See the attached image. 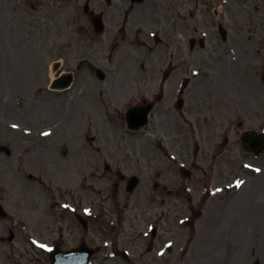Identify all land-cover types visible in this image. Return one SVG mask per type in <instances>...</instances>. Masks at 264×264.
<instances>
[{
    "label": "rangeland",
    "instance_id": "obj_1",
    "mask_svg": "<svg viewBox=\"0 0 264 264\" xmlns=\"http://www.w3.org/2000/svg\"><path fill=\"white\" fill-rule=\"evenodd\" d=\"M87 1L0 0V264H48L45 250L55 241L66 248L88 241L76 213L87 220L98 244L107 236L103 196H114L119 206L134 204L123 222L145 224L148 200L155 204L148 212L167 214L160 234L168 236L172 229L173 252L157 259L159 264H264V161L212 166V145L221 129L203 113L209 102L244 92L252 128L264 127V0H216L206 6L185 0L174 8L181 16L149 17L135 26L142 35L113 39L110 22L123 19L117 8V15L106 16V33L93 38L89 12L102 4L91 3L85 11ZM129 1L159 7L165 0ZM76 31L82 33L77 38ZM165 50L188 54L185 68L167 79L162 78ZM88 56L94 61L77 68ZM214 57L219 60L211 70H201L202 60ZM68 72L70 84L52 88L53 80ZM184 77L190 82L180 92L178 80ZM178 96L181 109L172 106ZM141 101H152L154 109L146 125L131 131L121 112ZM193 130L202 148L192 168ZM208 133L212 141L206 140ZM130 176L138 179L135 196L125 190ZM155 182L163 190L154 189ZM205 189L212 194L189 231L182 221L186 197L194 202ZM166 191L173 193L169 200ZM248 193L255 195L251 202L244 198ZM89 203L87 217L81 210ZM250 205L247 211L263 209L260 224L244 214ZM113 219V213L106 217ZM100 254L90 264H97Z\"/></svg>",
    "mask_w": 264,
    "mask_h": 264
},
{
    "label": "flooded vegetation",
    "instance_id": "obj_2",
    "mask_svg": "<svg viewBox=\"0 0 264 264\" xmlns=\"http://www.w3.org/2000/svg\"><path fill=\"white\" fill-rule=\"evenodd\" d=\"M216 0H201L202 5L206 6L205 4L207 2H211ZM219 1V0H217ZM94 3H101L102 7L100 10H97L93 12L92 10L89 12L91 16V29L93 30L92 37H98L102 34L106 33L104 32L106 30V16H112L116 14V9L119 13V16H122L121 20H114L110 22V24H115L113 26L114 31L111 32V38H115V35H118L119 38H125L127 34L131 35L136 38L135 34H141L144 33L140 28H136L137 22H143L149 20V17H153L155 15H158V17H171V13H175L176 16H180V13H177L176 9L179 6L184 5L185 0H165L163 4L159 5V7L155 4H152V2L149 3H142L138 4L134 3V1L126 0L125 2L123 0H88L86 2L85 8L91 7L89 4ZM126 3V4H125ZM100 4V5H101ZM118 4V5H117ZM157 8V10H156ZM161 8V10L159 9ZM173 8V9H172ZM140 15L138 14L139 12ZM208 12V11H207ZM205 12V13H207ZM215 10H213L212 14L214 15ZM117 15V14H116ZM146 16V18H145ZM166 17V18H167ZM96 19L98 21V26L103 29V32L97 33L94 28L92 21L93 19ZM99 18V19H98ZM138 18V20L134 19ZM147 19V20H146ZM102 21V24L100 25V21ZM89 23V25H90ZM82 34L79 31L74 32V37L77 38L78 35ZM142 35V34H141ZM115 46L114 43L111 44V49H113ZM113 51V50H112ZM165 62L166 65L174 64L175 67H173L172 72L178 71L180 69L185 68V62L188 61V54L184 53L183 55H178L177 53H171L169 50H165ZM108 55L106 57L107 62H109ZM89 60H92L93 57H87ZM209 61L205 63V59L202 60V70L205 71L206 69H210L213 66V64L219 60V58H208ZM172 77V76H171ZM201 77H203L201 75ZM203 82V78H200L198 82ZM178 83H181V79L178 80ZM177 83V84H178ZM184 89V88H183ZM183 91V90H182ZM181 91V92H182ZM260 92L264 93V90H260ZM263 95V94H261ZM249 98L246 95V93L242 92L241 95L237 97H232L228 101L224 100L223 102H219L218 100L209 102V106L205 107L203 106L202 109L204 115L208 116L207 120L213 119L217 122L216 127H220V133L218 134L215 142L212 145V150H214V154L212 155V160L209 161L212 166H219V167H228L235 166V167H243L246 164L249 165L253 163L254 159H258L259 161H264V157H260V155H255L253 152L248 151L244 145L243 142L246 140L244 137L245 132L250 130H257L260 131L262 128L254 129L251 126V110L249 108ZM183 105V102H182ZM182 107V106H181ZM185 109H189L185 107ZM209 125V124H208ZM215 127V128H216ZM192 136H195V132L192 131ZM199 138V135H198ZM184 142V146H186V140ZM201 140V139H200ZM207 141H212L213 137L211 134H207L206 136ZM107 141H109L107 139ZM193 145L197 143L194 139L192 140ZM236 150H239V154H237L234 158L233 154L236 152ZM261 161V162H262ZM208 163V162H207ZM197 165V163H196ZM195 165V166H196ZM229 168V167H228ZM231 168V167H230ZM242 186L240 184L237 187V190ZM156 189H162V186L157 185ZM236 190V191H237ZM117 193V192H116ZM134 192H129L127 195H134ZM160 194L162 195L163 192L161 191ZM173 195L171 191H166L165 196H167L166 199L169 200V197ZM163 199V198H162ZM171 199V198H170ZM110 200V202L107 203V201ZM207 199H203L202 197L195 200L193 202V199L191 197L186 198V205L184 211L187 213V225L190 227L192 224H194L197 217L202 215L203 208L205 207ZM115 202H117V199L115 198ZM113 200V196H108L104 200V207L108 209L109 211H113L117 213V210L119 208V205L115 203ZM148 205L150 208L154 209L153 207L155 204L153 201L148 200ZM216 206V204H214ZM134 204H131V206H128L127 204L123 203L120 205V208H132ZM117 208V209H115ZM149 208V209H150ZM171 210V209H169ZM144 212H147L144 211ZM143 212V213H144ZM166 213H161V215L156 216V222L154 224H124L120 222H115L112 224H106L105 228L102 229L105 230L106 235L100 239V242L98 245V252L102 254H106L100 261H98L97 264H108V263H116V262H128L130 264H159L157 259L162 260V256L168 257L172 254V239H173V233L172 229H168V236L166 234L162 235L160 234V229L162 225L159 221L163 217H165ZM155 222V221H154ZM170 227L171 224H168ZM165 229V228H164ZM90 228L85 230V238L88 240L87 242L89 245H93L95 243V240L91 237L89 234ZM89 236V239L87 238ZM108 244V246H107ZM112 253L111 256L108 254Z\"/></svg>",
    "mask_w": 264,
    "mask_h": 264
},
{
    "label": "water",
    "instance_id": "obj_3",
    "mask_svg": "<svg viewBox=\"0 0 264 264\" xmlns=\"http://www.w3.org/2000/svg\"><path fill=\"white\" fill-rule=\"evenodd\" d=\"M70 81V75L68 74L66 77L60 79L57 81L56 85L59 87L66 86ZM151 108V104H147L143 107H133L130 108L126 113V122L129 126V128H137L138 126L144 125L147 121V114ZM250 137V143L248 148H251L252 150H259L264 145V134L260 136H256L254 134H249ZM131 186H134L135 180L130 182ZM86 248L80 249V253H67L64 257L66 258H60V254L58 251L51 252V258H52V264H74L73 261L77 259V262L75 264H83L86 259L88 258L89 252L86 251ZM70 256H75V258L71 261L69 258Z\"/></svg>",
    "mask_w": 264,
    "mask_h": 264
},
{
    "label": "bare ground",
    "instance_id": "obj_4",
    "mask_svg": "<svg viewBox=\"0 0 264 264\" xmlns=\"http://www.w3.org/2000/svg\"><path fill=\"white\" fill-rule=\"evenodd\" d=\"M263 176H264V173H263ZM264 193V192H263ZM253 196H255V195H252V194H246L245 196H244V198H247L248 200H250V202H251V198L253 197ZM264 197V196H263ZM259 199H260V197H259ZM262 202H264V198L262 199ZM248 204H250L249 203V201L247 202ZM250 207H252L251 205L250 206H248V207H244V214H246L247 216L249 215V217L251 216L252 217V223L253 224H255V223H259L258 221H259V214L260 213H262V210L264 209V204H263V209H259V207H257V208H251V212L250 211H247L246 209L247 208H250ZM254 207V206H253ZM256 210V211H255ZM250 213V214H249ZM260 224V223H259Z\"/></svg>",
    "mask_w": 264,
    "mask_h": 264
}]
</instances>
